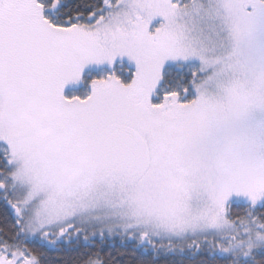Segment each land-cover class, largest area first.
<instances>
[{
	"label": "snow or ice",
	"instance_id": "obj_1",
	"mask_svg": "<svg viewBox=\"0 0 264 264\" xmlns=\"http://www.w3.org/2000/svg\"><path fill=\"white\" fill-rule=\"evenodd\" d=\"M0 200V264H264V0H0Z\"/></svg>",
	"mask_w": 264,
	"mask_h": 264
},
{
	"label": "trees",
	"instance_id": "obj_2",
	"mask_svg": "<svg viewBox=\"0 0 264 264\" xmlns=\"http://www.w3.org/2000/svg\"><path fill=\"white\" fill-rule=\"evenodd\" d=\"M70 7L74 8L76 4L83 3L84 0H67ZM12 214L6 208L3 201L0 200V226L10 227L12 224ZM39 253H42L43 264H72L85 251H99L102 257L109 260L111 264H141L142 261L149 259L139 251H134L131 243H122L120 239H109L101 243L96 240L95 246L84 248L82 243L72 245H61L57 250H50L34 245ZM173 259L179 260V257L162 256L156 264H169Z\"/></svg>",
	"mask_w": 264,
	"mask_h": 264
}]
</instances>
